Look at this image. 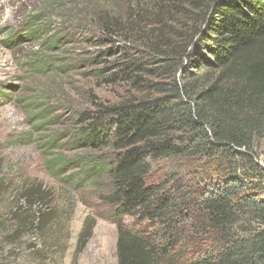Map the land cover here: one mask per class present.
<instances>
[{
	"label": "trees",
	"instance_id": "1",
	"mask_svg": "<svg viewBox=\"0 0 264 264\" xmlns=\"http://www.w3.org/2000/svg\"><path fill=\"white\" fill-rule=\"evenodd\" d=\"M197 8L204 13L189 39L194 51L187 45L171 54L179 73L172 87L150 96L145 77L154 70L146 57L130 55L116 68L139 97L99 105L82 138L85 146L110 144L118 152L108 164L98 157L80 165L88 178L110 179L103 199L115 208L118 264H264V169L257 162L264 0H207ZM160 161L175 166L155 175ZM69 165L59 157L48 167L64 176ZM21 192L32 208L39 191ZM125 217L157 224L162 245L130 230Z\"/></svg>",
	"mask_w": 264,
	"mask_h": 264
},
{
	"label": "rangeland",
	"instance_id": "2",
	"mask_svg": "<svg viewBox=\"0 0 264 264\" xmlns=\"http://www.w3.org/2000/svg\"><path fill=\"white\" fill-rule=\"evenodd\" d=\"M191 1L0 0V264H118L115 208L103 199L110 179L80 169L118 152L82 138L99 105L139 97L116 68L130 55L154 70L145 77L150 96L172 87L173 49L194 51L189 39L204 13L197 7L207 3ZM59 157L70 164L64 176L48 167ZM257 162L264 169V143ZM174 166L160 161L153 172ZM23 186L39 191L32 208ZM41 214L42 226L34 222ZM123 220L162 245L154 222Z\"/></svg>",
	"mask_w": 264,
	"mask_h": 264
}]
</instances>
